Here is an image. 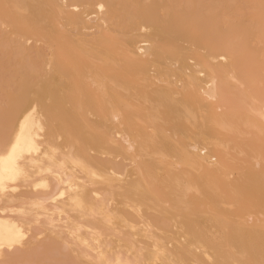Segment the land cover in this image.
Here are the masks:
<instances>
[{
	"label": "bare ground",
	"instance_id": "bare-ground-1",
	"mask_svg": "<svg viewBox=\"0 0 264 264\" xmlns=\"http://www.w3.org/2000/svg\"><path fill=\"white\" fill-rule=\"evenodd\" d=\"M7 53L0 264H264V0H0Z\"/></svg>",
	"mask_w": 264,
	"mask_h": 264
},
{
	"label": "snow or ice",
	"instance_id": "snow-or-ice-1",
	"mask_svg": "<svg viewBox=\"0 0 264 264\" xmlns=\"http://www.w3.org/2000/svg\"><path fill=\"white\" fill-rule=\"evenodd\" d=\"M46 158L49 159L50 163L54 162V157H47L46 156ZM62 167H63V162H61L58 165L59 169H61ZM45 171L49 175L53 176L58 182L64 183V179L65 178H64L63 174L61 173V171H53V169L51 167L45 169ZM43 186H46V185H43V184L37 185V187H43ZM64 186H65L66 191L68 193L72 194V195H70L68 197L69 201L71 202L70 205L72 206V210L73 211L80 210L82 212L83 208H82L81 199H80V196H79V193L81 192V189L74 188L71 183H68V184L64 183ZM74 193H75V195H74ZM93 194L95 195V193H93ZM64 196H65V191H60L55 198L59 199V198H63Z\"/></svg>",
	"mask_w": 264,
	"mask_h": 264
},
{
	"label": "rangeland",
	"instance_id": "rangeland-1",
	"mask_svg": "<svg viewBox=\"0 0 264 264\" xmlns=\"http://www.w3.org/2000/svg\"><path fill=\"white\" fill-rule=\"evenodd\" d=\"M227 7V3L224 4ZM13 56L11 53L0 54V63L3 69L0 70V79L8 80L15 74V66L13 64Z\"/></svg>",
	"mask_w": 264,
	"mask_h": 264
}]
</instances>
